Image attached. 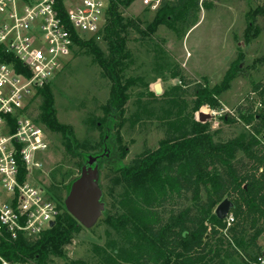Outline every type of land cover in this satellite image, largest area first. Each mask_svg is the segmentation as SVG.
Wrapping results in <instances>:
<instances>
[{"label": "trees", "instance_id": "obj_1", "mask_svg": "<svg viewBox=\"0 0 264 264\" xmlns=\"http://www.w3.org/2000/svg\"><path fill=\"white\" fill-rule=\"evenodd\" d=\"M132 1L110 0L108 24L102 37L107 51L95 38L77 41L78 48L92 56L111 83L108 100L101 107L103 115L96 118L99 121L96 123L104 128L103 142L108 135L106 144L110 145V154L101 158L100 164L113 168L119 185L137 189L147 186L149 191L157 187L155 193L135 191V196L125 193L127 197L124 194L122 198L125 210L119 209L115 217L106 208L104 215L114 226L132 224L136 237L143 242L136 254L138 264H260L258 257L263 254L260 240L264 235V84L259 82L253 86L257 99L239 105L234 117L224 118L231 125L242 122V132L227 133L224 127H219L209 135L203 133L206 128L192 118L191 111L218 102L220 94L244 71V52L238 51L222 82L213 87L187 77L182 68L176 66L171 74L180 78V85L170 95L198 99L184 118L190 119V128L179 129L182 118L177 124L174 121L168 123V136L160 141L156 150L135 163H124L117 148L111 145L114 144V126L131 97L129 89L138 81L125 75L126 59L130 56L129 31L147 35L163 25L185 36L198 23L201 8L213 9L220 0H160L146 30L136 20L126 21L122 15L120 7ZM258 18L264 20V0H257L255 7L246 13V39L256 37L262 31ZM258 61L264 65V57L254 62ZM37 96L40 102L30 115L47 131L61 135L65 151L79 158L81 171L90 147L75 138L71 126L59 122L55 97L48 84L39 89ZM172 110L161 108L167 113ZM176 110L185 113L187 109L178 107ZM174 129L179 133L177 137L173 134ZM74 179L63 188H51L63 208V190L67 195ZM225 198L234 203L230 212L234 222L229 226L214 213V208ZM114 208L118 210L115 205ZM80 226L65 208L53 227L33 239L3 241L0 253L12 261L49 264L53 255L64 253V247L72 241ZM112 262L125 264L118 260Z\"/></svg>", "mask_w": 264, "mask_h": 264}, {"label": "rangeland", "instance_id": "obj_2", "mask_svg": "<svg viewBox=\"0 0 264 264\" xmlns=\"http://www.w3.org/2000/svg\"><path fill=\"white\" fill-rule=\"evenodd\" d=\"M159 2L160 0H133L129 5L123 4L120 10L126 21L134 19L146 30ZM256 3L257 0H220L213 9L202 7L198 23L185 36L182 32H175L163 25L147 35L129 31L127 47L130 56L126 59L125 75L137 78L138 81L130 87L131 97L121 110V117L113 129L114 144L111 146L117 148L121 161L135 163L143 155L156 150L160 141L168 136V123L174 121L177 124L178 119L182 118L183 123L176 126L179 129L183 126L190 128V119L184 118L196 106L198 99L170 95L180 85V78L171 74L173 68L179 66L187 77L213 87L222 82L239 50L244 52V71L220 94L215 105H203L191 112L192 118L206 128L203 132L205 134L210 135V132L219 127H224L227 133L243 131L242 122L231 125L224 118L234 117L239 105L249 104L257 99L253 86L259 82L264 84V65L260 61L254 62L264 57V20L258 18V25L262 27L258 36L250 39L244 36L247 27L246 13ZM99 42L102 49L107 51L106 42L102 39ZM48 85L55 97L59 122L71 126L75 138L80 143L88 144L89 154L101 153L105 133L103 126L96 123H99L96 118L103 115L101 107L108 100L111 83L93 62L92 56L85 49L76 48L75 55L67 66ZM39 102L40 97H35L32 109ZM178 107L187 110L183 113L176 110ZM161 108H173L170 112L172 115L161 111ZM212 111L222 113V117L218 118V127L214 126ZM200 112L211 116L201 122ZM176 129L173 130L175 137L179 134ZM48 134L51 148L42 158L43 169L39 172L38 180L42 186L51 190L52 187L63 188L80 174V170L79 158L65 151L61 135L49 131ZM108 148L110 149V145ZM99 167L103 200L115 217L119 209L125 210L122 200L125 193L135 196V191L148 194L157 190V187L149 191L147 186L137 189L119 185L112 167L100 164V161ZM65 196L66 192L63 190L62 197ZM260 241L264 243V235ZM142 244L136 237L132 224L111 225L103 213L92 228L80 226L72 241L64 247V253L61 256L53 255L49 264H112V260L138 264L136 254L141 250ZM121 256H126L127 259ZM237 262L239 263L238 260Z\"/></svg>", "mask_w": 264, "mask_h": 264}, {"label": "built area", "instance_id": "obj_3", "mask_svg": "<svg viewBox=\"0 0 264 264\" xmlns=\"http://www.w3.org/2000/svg\"><path fill=\"white\" fill-rule=\"evenodd\" d=\"M109 8L110 0H0V244L36 238L65 210L38 180L51 139L30 112L39 89L75 55L77 41L102 39ZM211 115L218 127L222 113ZM225 221L231 225L233 215ZM0 264L35 263L0 253Z\"/></svg>", "mask_w": 264, "mask_h": 264}, {"label": "water", "instance_id": "obj_4", "mask_svg": "<svg viewBox=\"0 0 264 264\" xmlns=\"http://www.w3.org/2000/svg\"><path fill=\"white\" fill-rule=\"evenodd\" d=\"M159 90V88H156ZM208 113H199V120L205 121L210 118ZM108 135L104 138L103 151L98 154H88L80 174L72 181L70 189L64 198V206L68 213L87 229L92 228L106 210V203L103 200V190L100 185L99 161L110 154L106 144ZM234 203L229 199H223L216 207V216L225 220L230 214ZM51 227L55 221H51Z\"/></svg>", "mask_w": 264, "mask_h": 264}, {"label": "crops", "instance_id": "obj_5", "mask_svg": "<svg viewBox=\"0 0 264 264\" xmlns=\"http://www.w3.org/2000/svg\"><path fill=\"white\" fill-rule=\"evenodd\" d=\"M188 34V33H187ZM184 67V63L181 64Z\"/></svg>", "mask_w": 264, "mask_h": 264}]
</instances>
